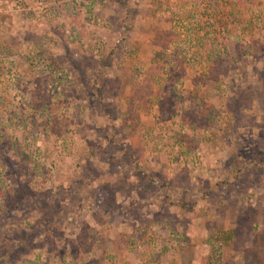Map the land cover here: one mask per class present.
Listing matches in <instances>:
<instances>
[{
    "label": "rangeland",
    "instance_id": "obj_1",
    "mask_svg": "<svg viewBox=\"0 0 264 264\" xmlns=\"http://www.w3.org/2000/svg\"><path fill=\"white\" fill-rule=\"evenodd\" d=\"M0 264H264V0H0Z\"/></svg>",
    "mask_w": 264,
    "mask_h": 264
},
{
    "label": "trees",
    "instance_id": "obj_2",
    "mask_svg": "<svg viewBox=\"0 0 264 264\" xmlns=\"http://www.w3.org/2000/svg\"><path fill=\"white\" fill-rule=\"evenodd\" d=\"M211 0H209V2H210ZM214 3H216V2H214ZM230 3H233V1L232 2H230ZM173 10V9H172ZM176 9H174L171 13L173 14L174 13V16H176L177 15V12H179V11H175ZM205 10L207 11V12H209L210 11V8L208 7V5H207V8L205 7ZM173 16V17H174ZM215 17V16H214ZM225 25L227 26V24H226V22H225ZM206 32L207 33H209V29L208 30H206ZM193 34H195V38H199L200 40H201V37H202V35H199V33L198 32H192V33H190L188 36H193L194 37V35ZM210 35V34H209ZM209 35L206 37V40L204 39V40H201V41H203V42H206V41H208L207 39H209ZM210 39H211V36H210ZM201 46H204L203 48H204V50H205V53L206 54H208L207 55V57H209V59H212V54H210V50H209V47H208V44H200ZM194 47H195V44H194ZM193 49H195V48H193ZM197 50H198V55H200V51H199V48H197ZM201 56V55H200ZM216 61V60H215Z\"/></svg>",
    "mask_w": 264,
    "mask_h": 264
}]
</instances>
